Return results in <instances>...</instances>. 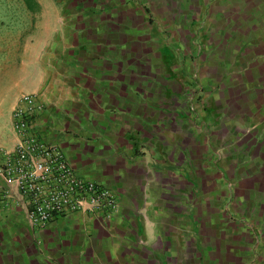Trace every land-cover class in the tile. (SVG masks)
<instances>
[{
  "label": "crops",
  "instance_id": "crops-1",
  "mask_svg": "<svg viewBox=\"0 0 264 264\" xmlns=\"http://www.w3.org/2000/svg\"><path fill=\"white\" fill-rule=\"evenodd\" d=\"M30 6L0 0V150L16 142L17 99L35 94L39 137L116 207L103 224L75 213L37 233L0 216V264H264V0ZM182 162L201 192L202 253L180 243ZM213 166L230 178L232 210L250 217L244 229L218 214L229 194Z\"/></svg>",
  "mask_w": 264,
  "mask_h": 264
},
{
  "label": "built area",
  "instance_id": "built-area-1",
  "mask_svg": "<svg viewBox=\"0 0 264 264\" xmlns=\"http://www.w3.org/2000/svg\"><path fill=\"white\" fill-rule=\"evenodd\" d=\"M45 111L37 96H19L11 111L13 150H0V216L15 214L33 233L51 222L81 213L107 222L115 211L113 192L78 175L63 151L46 144L35 127Z\"/></svg>",
  "mask_w": 264,
  "mask_h": 264
},
{
  "label": "rangeland",
  "instance_id": "rangeland-1",
  "mask_svg": "<svg viewBox=\"0 0 264 264\" xmlns=\"http://www.w3.org/2000/svg\"><path fill=\"white\" fill-rule=\"evenodd\" d=\"M21 19L23 18L21 17ZM204 19L205 17H203V20ZM201 21H202V16H201V19H199L196 23L201 24ZM198 39L199 37L195 39V44L198 43ZM211 168L220 175L221 186H223L226 193L229 194V196L218 201L217 208H216L218 211V214H220L226 219L228 225H233L235 227L244 229V227H247V224L249 225L250 222L249 220H246V219L250 217H247L246 215L240 216L238 215V213H235L232 210L231 204H233V202L235 203V201L233 200L234 192H233V185L230 181V178L227 176V174L222 168L220 167L217 168L216 166H213ZM172 171L174 172L175 176L180 177L183 181L187 183L189 187H191L185 196L183 195L180 196V199L184 201L183 208L185 210L183 214L180 216V218H183L187 221L186 225H187V228L189 227V230H190V233L187 236L185 235L184 232L180 233V243L181 245L183 244V247H185L186 242L191 240L195 242L198 252L202 253L201 249L199 248L200 243L203 240V237H201V233H200L202 223L197 214L198 209L197 207H195L197 204H200L201 202L200 201L201 192L198 191L197 182L195 181V171L186 162H182L176 168H173ZM164 209L165 211H170V208H164ZM150 211H151V208L147 206L145 207L144 214H146V216H148V218H150L153 223H155L156 218H159L160 220L162 216H159L157 214H151ZM150 244L145 245L144 250H146L149 254H152L155 257L161 258V255H162L161 251L154 250L150 246ZM204 251H205L204 255L208 254L209 252V250H206V249H204ZM253 252L255 253L256 250H253Z\"/></svg>",
  "mask_w": 264,
  "mask_h": 264
},
{
  "label": "trees",
  "instance_id": "trees-1",
  "mask_svg": "<svg viewBox=\"0 0 264 264\" xmlns=\"http://www.w3.org/2000/svg\"><path fill=\"white\" fill-rule=\"evenodd\" d=\"M22 2L26 6V8L30 10L31 0H22Z\"/></svg>",
  "mask_w": 264,
  "mask_h": 264
}]
</instances>
